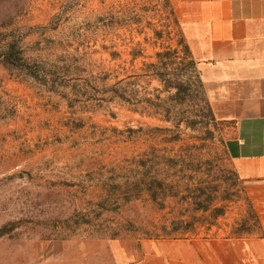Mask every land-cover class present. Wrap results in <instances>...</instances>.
I'll list each match as a JSON object with an SVG mask.
<instances>
[{
  "label": "rangeland",
  "instance_id": "obj_1",
  "mask_svg": "<svg viewBox=\"0 0 264 264\" xmlns=\"http://www.w3.org/2000/svg\"><path fill=\"white\" fill-rule=\"evenodd\" d=\"M174 10L172 0H0V264H141L143 242L170 239L155 235L180 210L188 237L259 232L207 94L170 113L109 98L115 76L135 73L140 97L175 104L144 75L178 47Z\"/></svg>",
  "mask_w": 264,
  "mask_h": 264
},
{
  "label": "crops",
  "instance_id": "obj_2",
  "mask_svg": "<svg viewBox=\"0 0 264 264\" xmlns=\"http://www.w3.org/2000/svg\"><path fill=\"white\" fill-rule=\"evenodd\" d=\"M258 233L150 239L141 264H264V0H172Z\"/></svg>",
  "mask_w": 264,
  "mask_h": 264
},
{
  "label": "trees",
  "instance_id": "obj_3",
  "mask_svg": "<svg viewBox=\"0 0 264 264\" xmlns=\"http://www.w3.org/2000/svg\"><path fill=\"white\" fill-rule=\"evenodd\" d=\"M174 14L176 12L174 10ZM177 22L178 19L176 18ZM157 62H150L146 65V70L144 75L150 78L149 80H157L160 85L163 86V91L171 93L174 90V94H170L168 99L173 101L175 104L166 108V100H164L160 95H156L154 98L151 96L140 97V91L137 88V78L139 74H128L125 78H120L115 76L116 82L110 85L107 92L110 94V99H118L127 102L129 105L133 106L136 110L142 109L145 112H153V110L163 109L166 113H170L174 110L177 105L182 106L186 103H190L199 94H205V87L201 77V73L198 68V61L194 58L190 45L186 40L184 33H182L181 39L178 42V47L168 52L157 53ZM180 59V60H178ZM110 78L108 74H105V80ZM150 82V81H149ZM156 90L160 91L159 88ZM178 156H173L168 158L172 164H177L180 159ZM160 183V182H159ZM248 195V194H247ZM170 198L173 202H183L185 198ZM195 197V203L199 208L207 211L208 208L205 206L204 202L201 204L198 202L199 198ZM248 201L253 208L254 217L257 224L260 227L259 217L252 205V202L248 196ZM156 201H160L156 199ZM163 205H165V199L161 200ZM219 208V212L215 218L222 215L223 212ZM196 217V215L194 216ZM169 221V222H168ZM169 223V224H167ZM193 222L188 219L185 213L180 210L175 215L170 218H165L160 231L161 234L155 235L156 238H180L187 236L189 232L193 231ZM246 233H251L247 228H242L240 231H235L234 235L239 236ZM188 237V236H187Z\"/></svg>",
  "mask_w": 264,
  "mask_h": 264
}]
</instances>
